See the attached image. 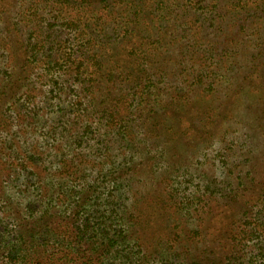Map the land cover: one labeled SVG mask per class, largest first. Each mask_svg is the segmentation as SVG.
I'll return each mask as SVG.
<instances>
[{
    "label": "rangeland",
    "instance_id": "1",
    "mask_svg": "<svg viewBox=\"0 0 264 264\" xmlns=\"http://www.w3.org/2000/svg\"><path fill=\"white\" fill-rule=\"evenodd\" d=\"M107 1L0 0V225L23 264L264 262V0ZM111 207L137 254L78 245V214Z\"/></svg>",
    "mask_w": 264,
    "mask_h": 264
},
{
    "label": "trees",
    "instance_id": "2",
    "mask_svg": "<svg viewBox=\"0 0 264 264\" xmlns=\"http://www.w3.org/2000/svg\"><path fill=\"white\" fill-rule=\"evenodd\" d=\"M70 0H62L63 3H69ZM122 1V0H121ZM125 2H127L128 4H130V10L131 12L134 14L140 13V5H135V2H137L136 0H124ZM139 1H143L150 4H146L148 7H151V5H153L154 3H156V0H153L151 2V0H139ZM185 1H189V0H185ZM84 2L82 1L81 4H83ZM141 3V2H139ZM103 4L104 6H102L100 8V13L101 16H103L104 14L108 13L109 11L107 10L109 7L107 4H109V1L107 0H103ZM143 4V3H142ZM79 7V5H77ZM244 7L243 5H240V7ZM155 7V6H154ZM156 12H159L158 8L156 9ZM37 13V11L35 12ZM151 14V13H150ZM154 13L151 14V16H153ZM62 17V16H61ZM64 17L61 18V20ZM65 19V18H64ZM159 19V18H158ZM78 22V24H77ZM76 20H72V21H66V22H62L64 25V27H67V29H71L72 31H77L80 27V24L82 23V27L83 28H87L89 27L88 23L86 21L83 20V16L78 17ZM103 27V24L101 25ZM70 31V30H69ZM115 31V28L112 30ZM103 32V31H102ZM72 33V32H69ZM68 34V33H67ZM69 35V34H68ZM70 51H71V47H70ZM70 53V52H69ZM68 56H71V54ZM90 60H94V59H90ZM53 63H49L48 68L49 70H47V73L50 74V84L51 88L49 91V97L50 99H56L57 104L55 107L56 110H52L53 113H58V116L56 120H54V122H58L60 127L66 123V121L64 120V117L66 115L69 114V111L64 108H61L60 102V95L63 93V91H67V88H64L65 86L63 84H61L60 79L56 76V72H59V69L61 68L60 64H58V67L56 69V63H54V67L52 65ZM103 63H101L100 65L102 66ZM99 65L97 64V66L94 67H98ZM101 66L99 68H101ZM92 68V66H91ZM83 71V72H82ZM87 67L86 65H83V63H78L76 66V74L77 76H75V81L76 79H78V77H80V74H87ZM4 72V71H3ZM141 95V94H140ZM142 96V95H141ZM78 107H81L82 104L81 102H79V104H75ZM49 105H47L48 107ZM102 116H105V114H103ZM107 116H112L111 113H107ZM103 118V117H102ZM105 119V118H103ZM110 121L106 120V126L110 127V126H114L116 123V119H110ZM99 121V120H98ZM95 124V123H94ZM97 126H93L90 124L85 125L84 130L81 132V134L77 137L76 142H73V144L75 145H79L81 143H83L82 139H89V136H93L94 134L97 133V131L99 130V124L98 122H96ZM95 127V128H94ZM121 127V126H119ZM123 127V125H122ZM65 130V129H64ZM72 144V142H71ZM70 144V146H71ZM69 146V147H70ZM99 149L97 148L96 150L93 151V153L98 152ZM134 156V152H127V156H124V165H129L130 162H132ZM35 162L32 159H29V165H33ZM25 170V169H24ZM43 171L45 170L47 173V168H43ZM49 171V170H48ZM41 174V173H40ZM31 185H34V183H32ZM120 189V187L118 188V190ZM71 192H73V190H70ZM50 201V200H49ZM43 202H39L38 203H33V204H29L32 211L36 210L38 207L40 209L41 204ZM118 207V205H117ZM120 207V205H119ZM30 213V208L29 210ZM45 211V210H44ZM99 210L97 208H95L94 212H91L90 209H83L78 215V218L74 220V224L73 226V231L74 234L76 235L77 238V243L82 244V243H88L90 245L93 246H100L101 248L105 247L106 249H110V248H114L111 252V255L113 254H118L122 252H128L129 255H134L137 254L140 249L137 245L135 244H131L130 242H128V237L125 236L124 232H125V228L122 227V223L124 221V216L118 214V210L117 209H112L110 211H103V212H98ZM264 226V224H262ZM256 226V225H255ZM261 227V229H263L264 227ZM254 229L256 230V227H254ZM16 233H14L13 230H9L7 228V225H0V249H4L7 252H2V257H4L7 260V264H23L24 263V251L23 248H19L18 244H17V240L18 238L16 237ZM24 240V238H23ZM7 249V250H6ZM96 249V248H94ZM134 250V251H133ZM259 253H261V257L257 255L256 258L259 257V259H262L264 256V247L261 246L260 248H258ZM128 254H123V257H129ZM104 256H110V253L107 252V254L104 253ZM263 256V257H262ZM260 264H264V262L260 261Z\"/></svg>",
    "mask_w": 264,
    "mask_h": 264
}]
</instances>
